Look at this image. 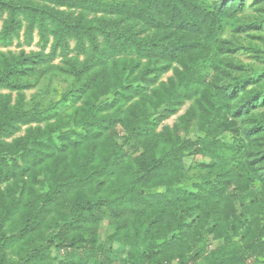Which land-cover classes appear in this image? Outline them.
Returning <instances> with one entry per match:
<instances>
[{"label": "trees", "instance_id": "trees-1", "mask_svg": "<svg viewBox=\"0 0 264 264\" xmlns=\"http://www.w3.org/2000/svg\"><path fill=\"white\" fill-rule=\"evenodd\" d=\"M245 6L246 0H0V11L8 12L0 41L20 37L24 15L26 36L37 31L42 46L1 53L0 88L22 90L58 69L76 82L69 95L83 99L81 107L69 105L64 124L62 117L45 122L51 112L27 111L0 94V264L9 263L7 249L34 243L49 217V242L16 254L15 263L35 264L54 244L89 243L101 255L98 231L107 221V239L124 247L125 264H264V116L246 122L264 107V90L218 43ZM231 23L236 33L261 24ZM57 57L64 66L52 64ZM187 102L194 106L180 122L159 131ZM193 126L203 135L197 142L181 137ZM226 133L234 144L222 143ZM191 153L210 161L188 170ZM18 214L22 226L8 231ZM211 240L223 243L210 250Z\"/></svg>", "mask_w": 264, "mask_h": 264}, {"label": "rangeland", "instance_id": "rangeland-1", "mask_svg": "<svg viewBox=\"0 0 264 264\" xmlns=\"http://www.w3.org/2000/svg\"><path fill=\"white\" fill-rule=\"evenodd\" d=\"M6 2L14 0H5ZM212 2H219L221 0H211ZM35 4L40 5L39 2L35 1ZM64 9V8H61ZM8 17V12L5 9L0 11V35L3 31L5 20ZM235 20L236 24H249V23H261L258 29L252 30L250 33H236L231 27V20ZM20 20L23 22V28L20 33V37L13 39L11 44L4 45L0 41V54H15L18 55L21 52H26L30 54L32 52L41 51V43L37 31L33 32L32 37L26 36V17L20 15ZM229 24L227 28L219 35L221 37L218 41L219 45L222 46L223 51L227 55L231 56L230 62H235L240 64L243 67L244 73H252L253 78L256 82L255 88L258 90H264V0H246V6L243 11L237 13L235 16L229 19ZM235 24V23H234ZM71 48L75 46V43L71 41ZM46 53H49L50 48L48 47ZM78 55L76 52H72L70 57H75ZM225 55V54H224ZM223 55V56H224ZM79 62L84 61V56H79ZM54 66H64L65 62L61 57H57L53 63ZM172 76V73L169 72L161 76V81H167L168 77ZM75 80L72 76L62 73L58 69L49 71L47 75H43L40 79H32L29 81L31 84L28 88H23L18 90L16 87H5L0 88V94L9 96L12 99V104H16L22 101L23 108L27 111H36V112H51V117L45 122H57V119L62 117L64 124H68L71 121L70 115H72V107H69L70 104H75L76 107L83 106V99L77 100L76 97L69 95L70 92L75 90ZM69 95V96H68ZM75 102V103H74ZM194 103L187 102L179 112L172 116L171 118L164 121L159 127V131L162 130L164 126L173 128L176 124L180 122V118L184 116L189 109L192 108ZM264 116V107H259L253 113L252 117L246 118V122H254L256 120L262 119ZM45 122L42 125L45 126ZM36 126V123H33ZM26 127L23 128L17 136L23 135L25 133ZM116 133L119 136V143H123V130L121 127H116ZM202 133L197 129L196 126L190 128L189 131H181V137L185 140H190L197 142L201 137ZM222 143L229 146L234 144V138L231 134L226 133L220 137ZM126 150H129L126 147ZM133 153L134 150L130 147L128 151ZM209 158L201 153L189 154L186 156L184 163L188 170H194L195 167L201 164H207ZM194 171L191 172L193 176ZM40 179V178H39ZM39 188L37 184L35 186ZM31 194V191L29 192ZM239 204V202L237 203ZM62 212V206H59L54 213L59 215ZM18 214L13 221L9 222L6 226L8 231H13L16 228L22 226L23 220L20 219ZM52 217L48 218V221L45 222L43 228V234H34V243L30 239L27 244L17 245L14 250L9 248L6 251L7 257L6 261L8 264H21L16 262V254H27L31 252V247L36 246L39 242L41 244L49 242L50 237L53 235L55 229V223L52 221ZM41 231V230H40ZM111 228L108 226L107 221H103L101 227L98 231L99 239L104 245L105 249L102 250L100 255L97 252V248H92L89 243L76 247H67V246H57L56 244L50 245L48 248H43L42 255L38 258L35 264H125L123 261L124 258V247L117 242L109 241L108 235L111 233ZM39 232V231H37ZM77 236V239L81 238L79 231L72 232L71 236ZM86 238H90V235H87ZM221 240H211L209 242L210 250L218 248L222 245ZM69 245V244H67ZM164 264H178V260L172 261L171 263Z\"/></svg>", "mask_w": 264, "mask_h": 264}]
</instances>
